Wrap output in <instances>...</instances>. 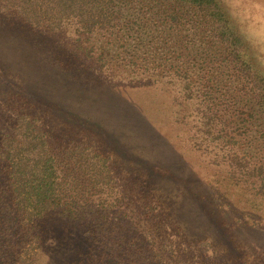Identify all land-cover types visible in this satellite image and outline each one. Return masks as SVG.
<instances>
[{
  "label": "trees",
  "instance_id": "1",
  "mask_svg": "<svg viewBox=\"0 0 264 264\" xmlns=\"http://www.w3.org/2000/svg\"><path fill=\"white\" fill-rule=\"evenodd\" d=\"M0 12L17 14L34 29L73 32L79 44L85 36V47L97 51L92 56L108 76L167 90L177 136L217 173L208 181L214 196L200 197L238 209L236 227L264 238V73L221 0H0ZM71 111L61 107L58 113L79 125L92 119ZM2 124L0 264H74L81 258L88 264H223L207 255V239L186 245L176 234L181 230L162 224L166 213L159 206L138 202L119 187L110 155L93 139L27 112ZM148 131L155 132L150 126ZM175 156L185 172L176 177L157 169L160 176L168 172L163 178L198 188L196 193L210 188L202 179L198 185V172ZM200 206L216 212L208 202ZM57 219L75 229L71 239L54 224ZM52 227L70 247L64 258L46 257ZM255 245L264 264V244Z\"/></svg>",
  "mask_w": 264,
  "mask_h": 264
},
{
  "label": "rangeland",
  "instance_id": "2",
  "mask_svg": "<svg viewBox=\"0 0 264 264\" xmlns=\"http://www.w3.org/2000/svg\"><path fill=\"white\" fill-rule=\"evenodd\" d=\"M221 1L242 33L251 60L264 73V0ZM86 45L90 44L85 36L79 44L73 32L34 29L17 14L0 12V126L6 118L27 112L38 115L55 129L93 139L99 151L110 155L118 186L138 202L150 201L159 206L162 215L166 213L162 224L181 230L176 234L186 245L207 239L211 245L207 255L218 256L223 264H241V261L262 264L255 252V243L263 245L264 238L257 232L239 229L241 225L236 227L235 219L240 211L225 204L219 206L220 201L210 196L200 197V193L213 194L208 181L214 180L217 173L205 166L207 161L203 154L187 147L177 136L179 130L173 121L171 94L161 86H132L108 76L92 56L97 51L89 52ZM61 107L72 110L73 116L78 114L92 119L83 120L85 123L79 125L60 116ZM149 126L157 132L152 134L156 137L159 133L171 148H166L168 144L161 146L157 137L148 131ZM176 153L192 166L190 171L198 172L197 184L202 179L212 189L203 188L196 193L198 188L190 186L189 190L181 182L163 178L168 172L160 176L157 169L167 168L176 177L185 172V168L176 165ZM149 166L157 171L156 178L148 173ZM127 199H122V203H128ZM200 201L208 202V208L215 205L216 212L213 209L209 214L201 208ZM58 221L54 224L65 227L66 237L71 239L75 229ZM55 232L53 228L49 234L46 254L53 260L54 256L64 258L65 249L70 248ZM54 243L61 248L57 254L52 253ZM203 249V246L195 248L196 251ZM74 264L88 263L81 258Z\"/></svg>",
  "mask_w": 264,
  "mask_h": 264
}]
</instances>
